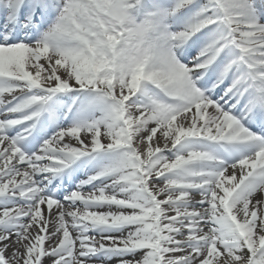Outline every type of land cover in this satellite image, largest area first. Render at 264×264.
<instances>
[{
	"label": "snow or ice",
	"instance_id": "obj_1",
	"mask_svg": "<svg viewBox=\"0 0 264 264\" xmlns=\"http://www.w3.org/2000/svg\"><path fill=\"white\" fill-rule=\"evenodd\" d=\"M264 264V0H0V264Z\"/></svg>",
	"mask_w": 264,
	"mask_h": 264
},
{
	"label": "bare ground",
	"instance_id": "obj_2",
	"mask_svg": "<svg viewBox=\"0 0 264 264\" xmlns=\"http://www.w3.org/2000/svg\"><path fill=\"white\" fill-rule=\"evenodd\" d=\"M46 264H47V262H46Z\"/></svg>",
	"mask_w": 264,
	"mask_h": 264
}]
</instances>
